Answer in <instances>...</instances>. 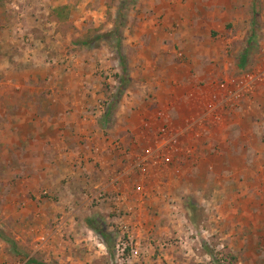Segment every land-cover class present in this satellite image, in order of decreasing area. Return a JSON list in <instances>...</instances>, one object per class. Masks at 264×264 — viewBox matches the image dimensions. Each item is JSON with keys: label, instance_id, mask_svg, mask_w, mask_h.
Wrapping results in <instances>:
<instances>
[{"label": "crops", "instance_id": "0c3cea01", "mask_svg": "<svg viewBox=\"0 0 264 264\" xmlns=\"http://www.w3.org/2000/svg\"><path fill=\"white\" fill-rule=\"evenodd\" d=\"M18 1L16 9L25 3ZM134 8L123 24H116V16L106 22L94 13L79 20L78 32L69 28L57 37L46 27L50 14L28 18L27 32L4 29L0 166L28 168L37 193H56L62 183L67 190L76 180L88 189L117 186L114 181L123 182L138 155L161 149L159 166L150 160L142 176L149 184L158 169L169 187L175 182L176 190L165 193L174 202L167 205L172 208L168 224L176 231L195 229L194 212L207 214L201 224L209 241L221 230L217 241L223 246L238 241L240 257L250 253L264 263V84L251 95L240 94L236 103L217 90L219 82L251 71L258 61L254 57L264 56V0H136ZM19 13L17 19L25 17V11ZM62 15L69 25L78 21ZM90 22H106L108 31L116 25L119 34L120 49L114 51L121 56L122 77L110 99L96 75L98 64L108 65L101 51L84 43L74 59L78 62L70 57L67 71L45 65L49 51L69 47L75 33L86 37L84 23ZM215 96L220 106L210 112L207 103ZM105 100L107 107L98 110ZM103 163L118 172L98 181L106 173ZM86 224L92 230L90 221ZM147 224L141 228L150 230ZM249 246L254 247L250 252ZM15 259L21 262L0 244V264Z\"/></svg>", "mask_w": 264, "mask_h": 264}, {"label": "rangeland", "instance_id": "374dc122", "mask_svg": "<svg viewBox=\"0 0 264 264\" xmlns=\"http://www.w3.org/2000/svg\"><path fill=\"white\" fill-rule=\"evenodd\" d=\"M23 1H25L24 5L16 9L18 0H0L1 37L6 36L4 29L19 34L31 30V25L27 22L32 16L43 20L47 14H50L53 17L51 22L55 21V23L49 22V26L46 27L49 31L51 29V34L57 37V35L66 34L69 28L78 32V28L81 27L79 20L84 19L85 16H92L94 13L97 16L102 14L106 22H110L112 17L116 16L118 25V23L123 24L122 20L130 12L135 13L136 9L134 8L136 0H105L106 2H103L106 5L104 4L103 8L98 7L99 0H62L66 2H64L65 5L56 7L65 8L62 11V14L66 15L64 18L70 14L78 20L69 25L62 19L63 15L55 13L57 8L51 5L59 0H48L49 5L42 0ZM115 4L116 7L113 9ZM21 10L25 11V17L17 19ZM106 22L97 25L93 22L84 23L88 26L86 37L81 38L75 33L69 47L63 46L59 50L56 49L57 51H49L44 61L48 68L63 69L65 66L64 71H67L66 64L71 58V62H78L74 59L79 58L85 44L87 47L101 51L108 65L103 67L98 64L96 75L101 79L103 93L107 95L106 99H110L115 96L112 89L118 86L119 78L122 77V61H120L121 56L117 55L119 52L114 51L120 49L119 43L117 44L119 34L115 29L116 25L114 29L108 31L105 29ZM39 24L41 26V22ZM115 32L117 33L114 34ZM254 58L258 61L254 63L251 71L248 70L229 81L240 82L246 75L251 76V83L241 92L244 95H251L256 87L264 84V56ZM41 68L42 65L38 67V70ZM219 84H217V90ZM216 95L219 96V94ZM216 97L207 103L206 109L210 112L215 109L216 112L220 106ZM235 99L233 103L239 102V97ZM106 107L105 105L100 108L98 104L100 111ZM138 156L137 163L142 159V155ZM1 161L8 163V161ZM158 161L157 166L160 164ZM130 166L129 172L124 175L126 181L123 180L122 183L114 181L118 182L117 186L113 183L110 186L100 185L88 189L81 186V182L75 179V183L68 185L67 190L63 189L65 184L62 183L61 189L56 193L46 190L37 193L33 183L35 180H32V175L26 173L28 168L23 171L18 167L0 166V236L2 237H0V244L7 253L13 254L11 246L4 239L11 241L22 254L21 262L15 259L16 262L11 264H25L26 259L30 258L44 264H264L257 262L254 254L249 253L247 257H240L238 241L232 240L230 246H223L217 241L222 234L221 230L213 232L215 240L209 241L208 238L211 236L205 233L206 229L201 224L202 220L208 217L207 214L194 212L197 228L190 229L185 226L183 230L176 231L172 225L168 224L171 220L168 212L172 208L167 205L174 202L165 197V193L176 190L175 182L169 187L165 183L169 179L165 173L154 169L153 181L148 184L142 176L145 169L132 168V163ZM102 167L106 173L98 175V181L104 176H107L105 180L112 179L118 172L104 163ZM120 184L122 185L119 189ZM154 197L158 198L153 199ZM191 215L193 217V211L189 213V216ZM218 216L222 218L219 214ZM87 221L104 232L107 237L102 239L90 230L87 227ZM216 221L217 225L223 229L224 225L218 219ZM141 224H147L151 229L145 230L141 228ZM199 225L202 228H199ZM118 244H124V253H121V246L117 248ZM134 249L138 251V256L131 255V250ZM253 249V246L248 247L249 252ZM246 251L247 249L244 250Z\"/></svg>", "mask_w": 264, "mask_h": 264}, {"label": "built area", "instance_id": "2783aa9c", "mask_svg": "<svg viewBox=\"0 0 264 264\" xmlns=\"http://www.w3.org/2000/svg\"><path fill=\"white\" fill-rule=\"evenodd\" d=\"M251 81H252L251 76L246 75L240 82L233 81V82L220 83L218 86V91L224 93L226 100L228 99L227 97L238 98L242 90H245L248 84L251 83ZM235 86H237V88ZM105 105L107 106L108 102L106 103V101H104L102 103H99L100 108H103V106ZM161 158H164L161 149L156 150L155 152L150 149L145 150L143 152L142 159H140L139 163L136 164V167L139 169L141 168V170H144L150 160H155V164H156L157 160H160ZM120 246L122 247L121 253H124L125 251L124 244H120V245L118 244L117 248H120ZM131 255L135 257L138 255V252L135 250H131Z\"/></svg>", "mask_w": 264, "mask_h": 264}, {"label": "trees", "instance_id": "16d2710c", "mask_svg": "<svg viewBox=\"0 0 264 264\" xmlns=\"http://www.w3.org/2000/svg\"><path fill=\"white\" fill-rule=\"evenodd\" d=\"M65 8L64 7H61V8H57V10H55V13H58L60 16L62 15V11L64 10ZM86 45V44H85ZM88 226L97 234L99 235L102 239H105L107 237V235L102 232L100 229H97L95 226L93 225H89ZM1 237V236H0ZM2 238V237H1ZM4 239V238H3ZM10 246H11V251L14 255H17V256H21L22 254L18 251V248L16 247V245L11 242V241H8L6 239H4ZM25 264H44V263H41V262H38L36 261L35 259H26L25 261Z\"/></svg>", "mask_w": 264, "mask_h": 264}]
</instances>
